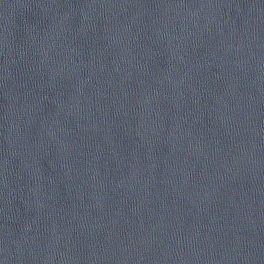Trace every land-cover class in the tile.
Instances as JSON below:
<instances>
[{
    "label": "water",
    "instance_id": "1",
    "mask_svg": "<svg viewBox=\"0 0 264 264\" xmlns=\"http://www.w3.org/2000/svg\"><path fill=\"white\" fill-rule=\"evenodd\" d=\"M0 264H264V0H0Z\"/></svg>",
    "mask_w": 264,
    "mask_h": 264
}]
</instances>
